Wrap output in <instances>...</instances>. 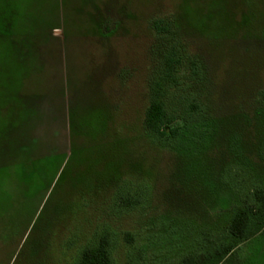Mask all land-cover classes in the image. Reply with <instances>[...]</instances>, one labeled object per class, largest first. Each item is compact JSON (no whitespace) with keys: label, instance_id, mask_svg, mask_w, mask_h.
I'll return each instance as SVG.
<instances>
[{"label":"rangeland","instance_id":"rangeland-1","mask_svg":"<svg viewBox=\"0 0 264 264\" xmlns=\"http://www.w3.org/2000/svg\"><path fill=\"white\" fill-rule=\"evenodd\" d=\"M156 82L182 117L165 142L145 127ZM256 187L264 0H0V264H78L108 233L113 264H178ZM238 258L264 264V230Z\"/></svg>","mask_w":264,"mask_h":264},{"label":"trees","instance_id":"trees-1","mask_svg":"<svg viewBox=\"0 0 264 264\" xmlns=\"http://www.w3.org/2000/svg\"><path fill=\"white\" fill-rule=\"evenodd\" d=\"M182 64V57L175 47L169 48L165 59V77L175 82V72ZM155 96L151 101L145 118L148 136L159 142L169 141L179 135V127L175 122L182 118L173 114L163 100V85L156 82ZM190 108L196 109L195 104ZM17 163L14 172H25L27 161ZM17 170V171H16ZM11 171V170H10ZM125 207H136L141 204L137 197H123ZM264 230V188L256 187L251 193V200L235 206L232 219L227 229L226 240L215 242L208 233H204L207 246L199 254H188L178 264H240L238 252L240 246ZM113 242L110 234L99 236L92 246L81 250L78 264H113Z\"/></svg>","mask_w":264,"mask_h":264}]
</instances>
